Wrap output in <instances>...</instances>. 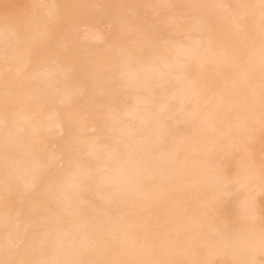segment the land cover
Wrapping results in <instances>:
<instances>
[{"label": "bare ground", "instance_id": "1", "mask_svg": "<svg viewBox=\"0 0 264 264\" xmlns=\"http://www.w3.org/2000/svg\"><path fill=\"white\" fill-rule=\"evenodd\" d=\"M0 264H264V0H0Z\"/></svg>", "mask_w": 264, "mask_h": 264}]
</instances>
